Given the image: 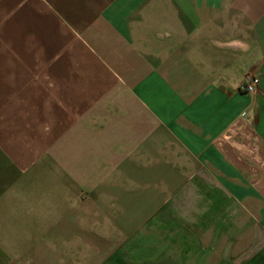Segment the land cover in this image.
Wrapping results in <instances>:
<instances>
[{
	"label": "crops",
	"instance_id": "obj_1",
	"mask_svg": "<svg viewBox=\"0 0 264 264\" xmlns=\"http://www.w3.org/2000/svg\"><path fill=\"white\" fill-rule=\"evenodd\" d=\"M0 264H264V0H0Z\"/></svg>",
	"mask_w": 264,
	"mask_h": 264
},
{
	"label": "built area",
	"instance_id": "obj_2",
	"mask_svg": "<svg viewBox=\"0 0 264 264\" xmlns=\"http://www.w3.org/2000/svg\"><path fill=\"white\" fill-rule=\"evenodd\" d=\"M262 77L256 71L248 72L242 79L239 90L248 95H257L260 92Z\"/></svg>",
	"mask_w": 264,
	"mask_h": 264
}]
</instances>
